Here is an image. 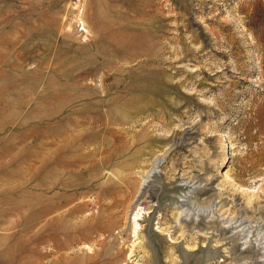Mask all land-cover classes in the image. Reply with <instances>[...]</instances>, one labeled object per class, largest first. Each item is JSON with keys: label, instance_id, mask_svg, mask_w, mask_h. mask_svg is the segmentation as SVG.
<instances>
[{"label": "rangeland", "instance_id": "1", "mask_svg": "<svg viewBox=\"0 0 264 264\" xmlns=\"http://www.w3.org/2000/svg\"><path fill=\"white\" fill-rule=\"evenodd\" d=\"M0 264H264V0H0Z\"/></svg>", "mask_w": 264, "mask_h": 264}, {"label": "bare ground", "instance_id": "2", "mask_svg": "<svg viewBox=\"0 0 264 264\" xmlns=\"http://www.w3.org/2000/svg\"><path fill=\"white\" fill-rule=\"evenodd\" d=\"M114 199V198H113ZM112 203V202H111ZM114 203V202H113ZM116 203V202H115ZM120 204V203H119ZM114 206H116V205H114ZM240 221V220H239Z\"/></svg>", "mask_w": 264, "mask_h": 264}]
</instances>
